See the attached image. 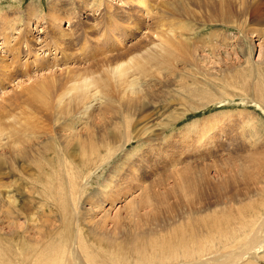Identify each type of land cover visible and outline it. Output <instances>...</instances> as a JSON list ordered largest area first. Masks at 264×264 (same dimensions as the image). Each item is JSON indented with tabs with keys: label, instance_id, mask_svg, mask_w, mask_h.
<instances>
[{
	"label": "rangeland",
	"instance_id": "374dc122",
	"mask_svg": "<svg viewBox=\"0 0 264 264\" xmlns=\"http://www.w3.org/2000/svg\"><path fill=\"white\" fill-rule=\"evenodd\" d=\"M170 25L193 53L177 50L160 69L147 58L165 55ZM4 34L0 264H183L172 255L185 247H206L197 260L210 262L254 232L264 238V0H0ZM121 81L135 87L125 98ZM74 87L86 108L63 120L52 106ZM106 102L115 113L100 114ZM88 126L99 147L91 167L76 142L63 149ZM12 130L24 131L17 147ZM187 166L193 189L181 192L174 174ZM148 185L163 196L152 208L139 203ZM189 221L206 223L207 239L191 241ZM241 221L228 247L209 231ZM235 264H264V245Z\"/></svg>",
	"mask_w": 264,
	"mask_h": 264
},
{
	"label": "bare ground",
	"instance_id": "6f19581e",
	"mask_svg": "<svg viewBox=\"0 0 264 264\" xmlns=\"http://www.w3.org/2000/svg\"><path fill=\"white\" fill-rule=\"evenodd\" d=\"M139 1L141 2L142 0H139ZM136 2H137V0H136ZM181 3H183V1ZM142 4H143V2H142ZM254 19H256L257 21L259 20L258 17L254 18ZM57 20H58V18H57ZM53 21H54V19H53ZM57 23H58V21H57ZM28 25H30V24L27 23L26 28L28 27ZM8 26H9V24H7V26L5 27L7 31L8 30L9 31L14 30V28L13 27L11 28L10 26H9L10 28L7 29ZM34 26H39L38 25V22H35L34 23ZM169 27H170V30H169V28H165V29H168V31L171 32V35H168L167 32L165 34H162L163 35V37H162L163 41H161V45H160L161 46V49L163 50V52H164L165 55L163 57H161V58H158L156 55H153L152 54V55H149L148 58H147V61L149 63L155 65L156 67H158L160 69L166 68L172 62L173 56H175L174 54H177L176 53L177 50H179V51H185V52H188V53H193V49L191 50V47H190L191 46V43L186 38V36H184V34L181 32L182 30L176 31V29L173 28V27H171V25ZM180 29H182V27H180ZM4 35L5 36H2V38H1L0 45L5 48L4 49L5 50V53L6 52H9V51L11 52L12 51V48H10V47H12L13 45L12 44H9V41L7 40L8 37H6V34H4ZM7 48H9L10 50H6ZM177 55H180V54H177ZM139 69L142 70V69H144V67L139 65ZM128 85L129 84H127L126 82H122V81L119 82L117 84V92H118V95H120L122 93H125L128 90L133 91V92L135 91L134 84H132L130 87H128ZM87 87H88V85H85V88H87ZM74 88H75L74 90H76V92L74 93L73 96H68L67 94L69 92L67 90H65L64 92H60L58 94V97H57V100H56L55 104L52 106L51 112L54 115L58 116L59 118H61L63 120H65L67 118H71L72 115H74V113L82 112L83 109L86 108V105H84V101L86 99H88V97H87L88 95L86 94V92L84 91V89H82L81 87L80 88L74 87ZM108 96H109V94H106L105 97H108ZM123 96L125 98V94H122L121 95V98H123ZM90 106L91 105L89 103L88 107H90ZM114 111H115V109H113L112 104L106 102L104 104L103 110L100 112V114L103 115L105 112H108L110 114H113V113H115ZM85 114H88V112L86 111ZM89 117H90V115H89ZM149 121L151 122V120H147L144 125H146L147 123H149ZM152 125L153 124H148V126L150 128L152 127ZM89 126L86 127L87 132H86V134L84 136L85 138L80 137L77 134L76 131L69 132L68 138H67V140L65 142V145L63 146V149H64V147L67 148L68 147V143H72L74 141V142H76L75 143V149L73 148L74 149V152H75L76 148L78 149V146L80 148L82 147L83 150L80 153L81 155H80V158H79V162H80V164H82V166L83 165L84 166L87 165V167H89V165H90V167L92 165H94L95 158L98 157L97 155H99L98 154L99 153L98 152L99 151L98 150L99 147H97V143H95L97 141L95 139V132L92 129L90 130L89 129ZM23 132L24 131L19 132V131L12 130L11 133H10V135L7 136L6 138L8 140L11 138L13 145H15L17 147L18 144H21L22 143L21 140H22V136L24 134ZM106 137H107V135H106ZM14 151H16V148L14 149ZM74 152H72L71 154H73ZM61 159L59 161H57V162L62 163L63 164V168H64V165H65L66 162L65 161H64L65 163L62 162ZM36 165H38V164H36ZM82 166H81V168H82ZM1 167H2V164H0V168ZM82 169H84V168H82ZM68 171H69V168H68ZM189 171H190V167L187 166V167L181 168L180 170L176 171L178 173H175L174 174V176H175L174 179H176L178 181V183H179V185L176 186V187L179 188V190L181 189L180 190L181 192L182 191H184V192L185 191H188L189 192L191 189H193V186L192 185L194 183V179L193 178H189V176H188V172ZM238 171H239L240 175L243 178H245L246 180L253 181V182H257V181L259 182V180L261 179V176H260V174H258V172L250 171L246 167H244V168L243 167H240V168H238ZM77 172L75 173V171L70 168L69 173H70V176L72 178L73 177H76L78 175ZM1 186H3V185H1ZM153 187L154 186L148 185L147 188L145 189V191L141 194L142 195L141 196V201L139 203H142V206L144 204L145 206H148V207L152 208L153 202L157 198L163 197L161 194H157L156 192H154ZM62 204H64V203H62ZM262 221H261V223H262ZM187 223H190L193 226V228H192L193 233L191 234V238L193 240H191V241H194V240L197 241V240H200V239H207V234H208L207 233V229H208L209 226H207L206 223L202 224V227L203 228L199 227V225L197 226L194 222H191V221H189ZM261 223L258 224V225H260L259 230H260V232H261V230L263 232L264 231L263 228H262L263 227V224L261 225ZM237 225H236L237 227H235V225H230V224H225V225H221V226L217 225V226H214L213 229H211L209 231H216V229L218 227V230L221 231V234H220V237L217 238V239H219V241L217 242V244L220 247H228L231 243H235L239 239V237L241 235V231H242V229L244 227V223H243V221H241V222L237 223ZM203 230H205V233L202 232ZM200 232H202V233H200ZM260 236H262V235H260ZM260 236H258V231L257 232H254L253 234H251V236L248 239H246L242 244H240V247L236 251L231 252V253H228V254L227 253H225V254H219V256H217L214 261H210V262H208V261H202V260H197L198 258L204 257V256H206L207 254L210 253L209 250L206 247H205V249L199 248V247L198 248H190V247L187 248V247H185L178 254H176L177 253V251H176L175 254L172 255V257H174L175 259H180L183 262V264H235L237 262V260L241 259L244 256V254L249 253V251L253 250L255 246H257V248H258V246L260 244H263L264 245V238L262 240H260L259 239ZM41 258H42V255H40V259ZM165 258H167V257H165ZM46 259L47 258L45 257V259H43V262ZM160 261L167 262L169 260L161 259ZM43 264H46V263H43ZM50 264H54V263H50Z\"/></svg>",
	"mask_w": 264,
	"mask_h": 264
}]
</instances>
